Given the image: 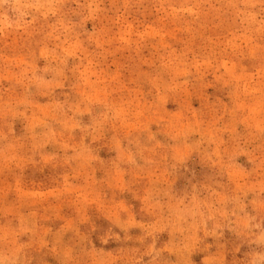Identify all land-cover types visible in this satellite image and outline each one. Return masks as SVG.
<instances>
[{
    "label": "rangeland",
    "instance_id": "1",
    "mask_svg": "<svg viewBox=\"0 0 264 264\" xmlns=\"http://www.w3.org/2000/svg\"><path fill=\"white\" fill-rule=\"evenodd\" d=\"M0 264H264V0H0Z\"/></svg>",
    "mask_w": 264,
    "mask_h": 264
}]
</instances>
